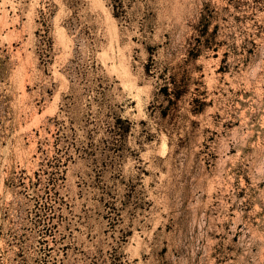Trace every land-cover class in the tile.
I'll list each match as a JSON object with an SVG mask.
<instances>
[{"label":"rangeland","instance_id":"374dc122","mask_svg":"<svg viewBox=\"0 0 264 264\" xmlns=\"http://www.w3.org/2000/svg\"><path fill=\"white\" fill-rule=\"evenodd\" d=\"M0 264H264V0H0Z\"/></svg>","mask_w":264,"mask_h":264}]
</instances>
